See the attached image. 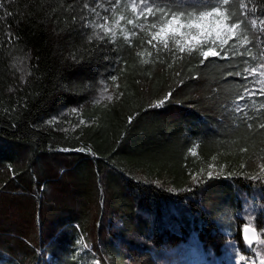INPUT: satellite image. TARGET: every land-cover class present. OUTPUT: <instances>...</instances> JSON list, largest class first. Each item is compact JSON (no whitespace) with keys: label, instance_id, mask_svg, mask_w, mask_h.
Here are the masks:
<instances>
[{"label":"trees","instance_id":"1","mask_svg":"<svg viewBox=\"0 0 264 264\" xmlns=\"http://www.w3.org/2000/svg\"><path fill=\"white\" fill-rule=\"evenodd\" d=\"M0 3V264L255 259L240 231L264 227V96L232 111L262 86L226 75L241 58L174 60L146 32L89 41L83 0Z\"/></svg>","mask_w":264,"mask_h":264},{"label":"snow or ice","instance_id":"2","mask_svg":"<svg viewBox=\"0 0 264 264\" xmlns=\"http://www.w3.org/2000/svg\"><path fill=\"white\" fill-rule=\"evenodd\" d=\"M261 6H264V0H261V4H257L256 0H212L211 4L203 7H184L175 3V0H91V3L83 0V10L92 18L81 15L79 19L86 28L91 29L89 41L115 44L122 37L131 46L132 37L146 32L151 36L147 43L156 48L157 53L161 51L158 45H162V49L170 52L174 60L177 53H187L189 56L198 54L202 57L201 64L209 58L230 60L240 57L244 65L242 69L226 75L245 80L252 77L254 84L262 85L258 89L241 86L234 95L232 111L247 118L246 101L255 95L264 96V14L257 15ZM68 7L73 8L72 5ZM72 19L75 21L77 17L73 15ZM137 56L142 58V63L152 62L144 58V52L138 51ZM148 56L151 57L152 53L149 52ZM111 79L115 81L117 77L112 76ZM171 95L168 92L163 100L156 102V106L163 105ZM108 98L111 99L110 96ZM259 109H264V103L259 105ZM71 111L76 112L77 109ZM131 119L129 117V122ZM258 127L264 130V123ZM241 151L247 149L242 148ZM261 171L264 172V164L261 165ZM213 175V172L208 173L209 178ZM253 178L264 177L258 173ZM242 240L253 251L255 259L239 254V261L256 264L258 259L259 264H264V227H258L252 215L247 217L243 225Z\"/></svg>","mask_w":264,"mask_h":264},{"label":"rangeland","instance_id":"3","mask_svg":"<svg viewBox=\"0 0 264 264\" xmlns=\"http://www.w3.org/2000/svg\"><path fill=\"white\" fill-rule=\"evenodd\" d=\"M186 264H207L205 261H203L201 258H199L196 255H193L187 262ZM242 264H249L248 261L242 262Z\"/></svg>","mask_w":264,"mask_h":264},{"label":"water","instance_id":"4","mask_svg":"<svg viewBox=\"0 0 264 264\" xmlns=\"http://www.w3.org/2000/svg\"><path fill=\"white\" fill-rule=\"evenodd\" d=\"M242 229H243V227L241 228V231H240V234H241V238H242ZM244 242V241H243Z\"/></svg>","mask_w":264,"mask_h":264},{"label":"bare ground","instance_id":"5","mask_svg":"<svg viewBox=\"0 0 264 264\" xmlns=\"http://www.w3.org/2000/svg\"><path fill=\"white\" fill-rule=\"evenodd\" d=\"M167 171V170H166ZM166 171H165V173H166ZM172 171V170H171ZM173 177V176H172ZM173 179V178H172Z\"/></svg>","mask_w":264,"mask_h":264},{"label":"built area","instance_id":"6","mask_svg":"<svg viewBox=\"0 0 264 264\" xmlns=\"http://www.w3.org/2000/svg\"><path fill=\"white\" fill-rule=\"evenodd\" d=\"M95 264H97V261L95 262Z\"/></svg>","mask_w":264,"mask_h":264}]
</instances>
